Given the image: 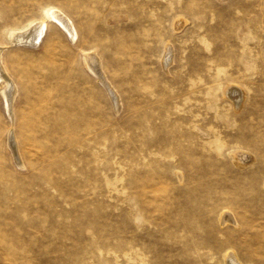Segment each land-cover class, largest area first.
I'll return each mask as SVG.
<instances>
[{"label": "rangeland", "instance_id": "obj_1", "mask_svg": "<svg viewBox=\"0 0 264 264\" xmlns=\"http://www.w3.org/2000/svg\"><path fill=\"white\" fill-rule=\"evenodd\" d=\"M0 47V264H264V0H0Z\"/></svg>", "mask_w": 264, "mask_h": 264}, {"label": "bare ground", "instance_id": "obj_2", "mask_svg": "<svg viewBox=\"0 0 264 264\" xmlns=\"http://www.w3.org/2000/svg\"><path fill=\"white\" fill-rule=\"evenodd\" d=\"M41 20H42V22L35 21L33 23H30L26 28H24L22 30L15 29V30L8 31L6 33L8 43H10V45L12 44L13 46H17V47L19 46V47H23V48L24 47L25 48H35V47L39 46L40 43L42 42V40L44 39L45 35H46L47 29H48L47 23L50 20H52L60 28H62V30L64 32H66V34L69 36V38H71L72 41L75 40L76 31H75L72 23L70 22V20L61 11H57L56 9L48 10L45 13V15L41 18ZM46 21H48V22H46ZM3 47H5V46H3ZM169 49H171V47ZM3 51H5V50L0 47V97L3 100L4 107L6 109L8 116L10 118H12V113H14V112L11 113V108H12V105L14 104L16 98L18 97L19 92H18V86L16 85L15 82H13L12 77L9 74V69L3 60ZM167 51H168V49H167ZM92 53L83 52L82 64L84 67H86L93 74V76H95L97 78V81L99 80L101 83L104 84V86H106L105 88L109 89L110 86H108V81H107V83L105 82V79H104L105 75L103 76V74L100 70V63H99L100 60H98L96 55L92 54ZM170 55H171V52H170ZM168 61H170V59ZM166 63L167 62L165 61V65H166ZM113 99L115 100L116 107H118L119 102H120L119 101L120 98H119V100H117V98L115 96H113ZM238 100H240V99H238ZM13 111H14V109H13ZM11 136H12V134H11ZM14 137H12V138H14ZM15 148H17V147H15ZM14 155H15V153H14ZM244 157H246V156H244ZM236 162H237V157H236ZM224 220H225V222L232 221L229 216H226ZM224 263L225 264H243L235 252H232V253L227 252L224 256Z\"/></svg>", "mask_w": 264, "mask_h": 264}]
</instances>
